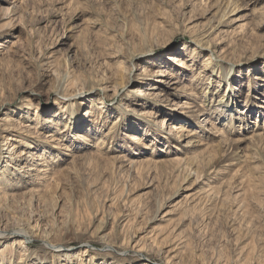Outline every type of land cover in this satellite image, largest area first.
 <instances>
[{"label":"rangeland","instance_id":"1","mask_svg":"<svg viewBox=\"0 0 264 264\" xmlns=\"http://www.w3.org/2000/svg\"><path fill=\"white\" fill-rule=\"evenodd\" d=\"M140 262L264 264V0H0V264Z\"/></svg>","mask_w":264,"mask_h":264},{"label":"bare ground","instance_id":"2","mask_svg":"<svg viewBox=\"0 0 264 264\" xmlns=\"http://www.w3.org/2000/svg\"><path fill=\"white\" fill-rule=\"evenodd\" d=\"M228 75H225V77H227ZM14 118V117H13ZM10 121H13V119H7L6 120V122H7V125H9V129H13V125H12V123L10 122ZM208 121V120H207ZM178 128V127H177ZM181 131V130H180ZM183 134V133H182ZM182 138H183V136H182ZM32 151L30 150V151H28L27 152V154H25L26 155V158H25V160H27V163H29V165H27V164H25V165H23L22 167H24L26 170H29V171H26V173H28V174H30V171L31 170H34V167H33V165H34V163L36 162V159H34V155L31 153ZM31 157V158H30ZM28 158H30V159H28ZM42 171H44V169H41V170H39V173H41ZM58 181V180H57ZM56 184V183H55ZM56 186V185H55ZM53 202V201H52ZM18 235H22V232L21 231H15ZM52 236H51V238H50V241H52L50 244L51 245H53V246H55V247H60V246H62V245H64V244H66L65 242H64V240H62L61 238H59L58 237V234L55 232L54 234H51ZM135 247H138L139 249H138V251H144V246H139V245H134ZM87 251V250H86ZM139 253H142V252H139ZM140 264H147V263H145V262H140Z\"/></svg>","mask_w":264,"mask_h":264}]
</instances>
